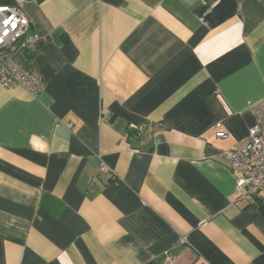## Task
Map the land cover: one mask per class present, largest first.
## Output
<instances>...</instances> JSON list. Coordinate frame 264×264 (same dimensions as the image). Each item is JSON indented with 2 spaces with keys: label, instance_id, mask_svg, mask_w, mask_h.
<instances>
[{
  "label": "crops",
  "instance_id": "1",
  "mask_svg": "<svg viewBox=\"0 0 264 264\" xmlns=\"http://www.w3.org/2000/svg\"><path fill=\"white\" fill-rule=\"evenodd\" d=\"M19 1L44 87L0 85V264H264V187L235 203L222 156L264 99V0Z\"/></svg>",
  "mask_w": 264,
  "mask_h": 264
},
{
  "label": "built area",
  "instance_id": "2",
  "mask_svg": "<svg viewBox=\"0 0 264 264\" xmlns=\"http://www.w3.org/2000/svg\"><path fill=\"white\" fill-rule=\"evenodd\" d=\"M40 38L39 32L31 30V22L19 0L10 4L0 3V85L20 86L32 98H37L44 87L42 79L36 71L25 68L18 55L34 51ZM251 110L254 123L248 129L245 144L222 152L232 170L238 174L235 203L250 201L264 187V99L253 104ZM218 136L225 137L226 132H220ZM109 170V166L100 160L98 172ZM164 259L170 263L172 256L165 252Z\"/></svg>",
  "mask_w": 264,
  "mask_h": 264
},
{
  "label": "trees",
  "instance_id": "3",
  "mask_svg": "<svg viewBox=\"0 0 264 264\" xmlns=\"http://www.w3.org/2000/svg\"><path fill=\"white\" fill-rule=\"evenodd\" d=\"M14 2V0H0V3H8V4H10V3H13Z\"/></svg>",
  "mask_w": 264,
  "mask_h": 264
},
{
  "label": "snow or ice",
  "instance_id": "4",
  "mask_svg": "<svg viewBox=\"0 0 264 264\" xmlns=\"http://www.w3.org/2000/svg\"><path fill=\"white\" fill-rule=\"evenodd\" d=\"M4 23H5V24H7V23H8V21H7V20H5V21H4Z\"/></svg>",
  "mask_w": 264,
  "mask_h": 264
}]
</instances>
